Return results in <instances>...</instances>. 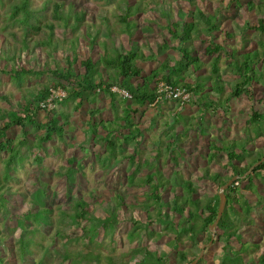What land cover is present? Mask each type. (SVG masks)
I'll use <instances>...</instances> for the list:
<instances>
[{
	"label": "trees",
	"instance_id": "trees-1",
	"mask_svg": "<svg viewBox=\"0 0 264 264\" xmlns=\"http://www.w3.org/2000/svg\"><path fill=\"white\" fill-rule=\"evenodd\" d=\"M183 1L194 7L188 12V20L167 24L165 29L170 39L158 45L155 43V51L150 48L149 54H145L134 35L141 32L142 26L140 29L139 26L147 20L140 21L141 16L155 17L159 12L164 16L159 11L164 9V5L159 6L157 2L152 3V6L142 0H120L114 9V23L109 24L107 17L101 15L106 22L97 24L95 31H92L93 25L86 24L84 11L77 10L73 5L65 8L63 0H55L50 6L47 2L42 11L45 13L49 9L48 19L36 26L29 22L28 0H10L5 4L7 11L0 14V40L4 45L3 48L0 47V77L12 79L14 84H17L19 99L0 95V101L10 106L8 110L0 109V161L3 164L0 169V207L3 210V221L15 224L20 234L16 239H11L15 252L11 249L12 246L0 248V264H8L6 261L9 253L14 254L13 261H19L21 264H101L99 254H94L89 249L71 253L67 246L70 248L82 241L88 244L93 241L94 229L88 231L85 227L91 221L99 222L104 234H108L109 230L117 225L128 224L130 229L127 231V238L137 239L138 242H148L165 236L166 240L169 239L166 246L172 251L171 256L176 261L174 263L191 264L199 256L202 246L210 241L208 228L216 220L218 189L235 177L236 181L224 192L226 205L215 228L218 233L215 231L212 243L223 244L218 264H264V248L259 252L260 250H256L258 245L253 244L254 231L248 234L244 231L258 230L250 213H255L258 218L264 215V201L251 202L248 198V195L255 194L259 182L264 181V145L255 149L250 140L244 138L224 140L220 143L208 140L205 143L208 151L205 155L206 165L195 179L212 184L214 189H208L209 192L201 197L198 196L196 183L180 175L178 157L169 158L173 165L170 178L155 168L154 172L151 169V172L137 178L143 168H149V160L134 163V156H123L126 147L131 143H139L143 136L139 127L133 123L134 117L143 113V109L150 106L158 108L162 103L161 101L154 105L158 97L157 86L161 83L173 88H185L192 95L187 106L202 110L203 115L210 111L214 114L217 110L229 115L231 100L244 95L253 101V85L264 88V20L259 19L256 23L249 19L244 21L239 34L249 32L263 38L256 43L259 50H241L245 47L230 49L228 58L231 69L225 78L218 65L221 54L226 52L225 43L214 37L215 31H218L217 13L205 15L199 6L195 5V0ZM231 3L234 5L233 11L242 10L241 0H231ZM1 5L3 3L0 0ZM244 9L248 14L264 15V0H248ZM26 12L25 19L17 17L18 13ZM42 17H45V14ZM58 24H62L61 28L71 36L77 33V36L69 41L68 49L63 42L60 45V61L64 66L57 64L54 57L60 43L55 39V27ZM16 27L20 28L18 33ZM82 27H85V33L81 35ZM225 35L226 40L233 39L232 34L225 32ZM194 41L206 45L204 54L211 59V70L205 76L191 80L187 77L188 74L195 75L204 68V64L193 55L191 46ZM36 49L44 52L45 59L53 65L51 69L48 65L45 69H33V61L29 58L24 60L31 50L34 52ZM172 52L180 57L171 60L169 53ZM79 55H83V59L79 60ZM152 62L156 63L157 67L150 74L144 75L139 64ZM39 77H48L49 81L37 90L30 89L31 79ZM23 85L28 88L21 89ZM113 89L127 93L130 98L120 99L118 93L112 92ZM57 90L65 93V101H54L53 109H48L46 102L51 91ZM95 98L105 99L112 119L99 120L101 111L89 110V131L87 130L85 141L88 143L94 139L100 145L103 154L96 155L95 158L104 170H109L114 164H123V161L128 164V169L124 171L127 172V185L130 188H146L143 201L134 200L135 202L128 203L124 195L111 191L102 206L104 216L95 217V203H88L85 194L79 196L71 192L76 175L80 173L79 167L75 165V158H71L68 159L65 172L57 173V176L65 181L64 204L67 208L62 209L58 205L53 210L52 205L44 200L47 197L44 188L46 185L41 182L26 204L25 211L19 215L9 211L7 206L11 185L17 184L14 168L22 164L23 153L33 148L37 154L41 151L47 152V144L53 137L59 141L63 140L66 132L71 129L70 115L64 111L65 106L71 103L72 110L78 113L85 104L93 102ZM42 115L45 117L43 121L40 120ZM178 120L182 132L175 129ZM202 120V114L196 117L177 115L170 127H163V134L178 132L184 136L189 131H194L205 139L206 132ZM245 128L247 132L264 139V113L252 110L247 117ZM11 129L17 131L14 139L7 137ZM100 132L103 135H99ZM163 134H160L161 137ZM32 136L34 141L29 146ZM167 141L166 152L184 156L182 149L177 147L181 142L179 138L178 143L168 139ZM157 142L155 156L160 157L164 144L161 139ZM52 151L54 154L59 153L57 147H52ZM116 155L121 158L118 159ZM219 160H225L222 168L229 170L227 176L210 171L209 167L217 164ZM35 161L40 164L38 155ZM260 161L262 162L258 164ZM168 195H171L170 199L165 197ZM143 209V218L132 215L133 211L141 213ZM70 223L76 224V227H83L84 224L82 235L74 234L71 228L73 225L70 226ZM153 225L159 226V233L150 230ZM203 234L207 235L204 240ZM44 238L49 239L48 245L43 244ZM233 241L237 244L236 247L232 245ZM208 249L209 247L204 250V254ZM133 251L136 252L131 256V260H135L134 264H164L168 261L169 255L151 252L143 246L134 248ZM71 255L75 258L72 259ZM105 258L106 264H114L111 257ZM204 260L202 258L197 264L203 263Z\"/></svg>",
	"mask_w": 264,
	"mask_h": 264
},
{
	"label": "rangeland",
	"instance_id": "rangeland-1",
	"mask_svg": "<svg viewBox=\"0 0 264 264\" xmlns=\"http://www.w3.org/2000/svg\"><path fill=\"white\" fill-rule=\"evenodd\" d=\"M10 0H1L3 3V7L0 6V14H3L7 11L5 4L9 3ZM20 1V0H16ZM28 10H29V22L34 26L43 24L47 21L49 14V9L44 13L42 8L46 6L48 2V6L55 0H28ZM65 1V8L68 5H73L77 8V10H82L86 13V24L93 25L92 31L96 30V25L100 23H104V19L101 15H105L107 17V22L114 23L115 18L113 15L115 14L114 9L118 6V1L120 0H63ZM144 3H148L152 5V3L157 2L159 6L164 5V9L160 10L163 13V17L156 13L155 17L150 15L141 16L139 19L143 21V23L139 26L141 27V32H137L134 35L135 40L142 45L145 54H149L150 48L152 51H155L156 45L161 44L165 40L170 39V35L166 31V25L171 22H182L188 20V12L194 7L187 3V1L183 0H142ZM248 0H241L242 2V10L233 11L234 5L231 3V0H195V5L199 6L202 13L205 15L217 13L218 18V31H215L214 37L219 42L225 43L226 52L221 54V59L219 62V70L225 75V78L228 76V72L230 71L229 66V58L228 54L230 49L232 48H243L241 50H259L256 46V43L262 40L263 37L256 36L255 34L249 32H242L239 34L240 28L243 26L244 21L249 19L253 23H256L259 19L264 20V15H260L257 13H246L244 6ZM140 2V1H139ZM143 3V2H142ZM195 6V7H196ZM27 10V11H28ZM45 17H42L44 16ZM27 12L18 13L17 17L19 19H25ZM28 22V23H29ZM29 23V24H30ZM30 24V25H31ZM62 24H58L55 27V39H57L60 43H58L57 51L55 54V60L57 64L64 66L61 58V50H62V42L65 44L67 48L70 45L72 37L68 34L69 32L65 29L61 28ZM20 31V28L16 27V33ZM82 35L85 33V27L80 29ZM68 32V33H67ZM226 33H230L233 35V39L226 40ZM203 37L206 39V35L203 34ZM102 38L104 35L102 34ZM156 43V45H155ZM243 43V45H242ZM83 42H81V45ZM80 45V43H79ZM173 45H176L173 43ZM0 47H4L2 45V41L0 40ZM192 50L194 51L193 55L197 56L201 63L204 64V68L201 72L195 73V75L188 74L187 77L191 80H194L199 77L205 76L206 73H209L211 70V59L207 58L204 54V49L206 45L198 41H194L192 46ZM68 49V48H67ZM78 53V52H77ZM84 54V53H83ZM163 55V54H162ZM174 55V56H173ZM44 52L40 49H36L34 52L29 53L28 57L24 60L33 61V69H45L46 66H49V69L53 67L52 63L47 61L44 57ZM94 56V55H92ZM173 56V57H172ZM79 60L83 59V55H79ZM95 57V56H94ZM169 57L171 60H176L180 56L179 54L169 53ZM4 65V64H3ZM23 65V64H21ZM55 66V63H54ZM139 67L144 71V75L150 74L152 70H154L157 66L156 63H148V64H139ZM8 68V67H7ZM30 68V67H29ZM49 81L48 77H39L37 79L32 78L29 84L30 89L37 90L44 86L45 83ZM17 84H14L12 79L0 77V95L9 96L14 100L19 99V91L16 87ZM27 85V84H26ZM23 85L21 89H27L28 87ZM254 90V100L250 101L244 95H242L239 99L230 101V112L229 115L224 114L221 110H217L214 114L210 111L203 115L204 112L201 113L202 110L197 109L194 106H187L184 108H179V105L172 102L166 101L162 102L158 108H154L152 106L143 109V113H140L138 116L136 115L133 119V123L136 124L139 129L142 131L143 136L138 141L139 143H131L126 147L123 153V156H134V163L139 161L144 162L146 159L149 160L148 164L149 168H143L139 176L145 175L151 169H157L161 171L164 176L167 178L171 177L173 172V165L169 158L178 157V168L180 170V175L185 178L196 183L198 196L201 197L205 193L209 192L208 189H214V186L206 181L197 180L195 177H198L202 168L205 167V155H207L208 151L206 149V142L208 140H212L214 142H222L224 140L229 139H248L250 140L251 145L254 146L255 149H259L264 145V139L262 137L258 138L252 132H247L245 128V123L247 117L251 114L252 110L259 111L264 113V88L259 85H253ZM58 92L64 93L61 90H57ZM112 92L117 93V90L113 89ZM120 95V94H119ZM123 96L120 95V99ZM63 99L61 102H64ZM10 106H8L5 102L0 101V109L8 110ZM64 107V106H63ZM62 107V108H63ZM101 111V114L98 115V119L102 121H108L112 119L111 111L108 107L107 102H105L104 98H95L93 102L85 104L80 112L76 113L72 110V104L69 103L65 106L64 111L69 113V127L63 138V140H58L56 137H53L50 143L47 144V152L41 151L37 154V151L33 148V150H28L23 153L22 164L14 168V175L17 184L11 185V193L9 195L7 206L8 210L14 214L19 215L23 211L26 210V204L29 199L32 198L33 193H35L36 189L42 183H45L47 197L44 198L46 202L52 205L53 210L58 205L65 209L66 201V187L64 178H60L57 176V173H64L67 166L68 159L75 158L76 167H79L80 173L76 175L72 186V193L78 194L79 196L87 195L86 201L88 203H95V217H103L102 206L108 200L109 194L111 191H116L125 196L126 202H132L134 200H138L139 202L143 201V193L146 188L143 187H132L130 188L127 185V177L126 169H128V164L123 161V164L111 165L109 170H104L98 162H96V155H102V150L100 145L93 139L90 142L86 143L85 138H87L86 133L89 131V125L87 123L88 120V111L95 110ZM202 114L203 120L202 123L205 126L206 138L202 139L199 134L197 135L194 131H189L186 135H180L178 132H182L181 123L178 120V124H175V129L178 132H165L163 134V127L168 125L169 127L174 123V120L177 115L181 116H189L196 117V115L200 116ZM41 121L45 120V117L42 115L40 118ZM68 127V128H69ZM99 135H103L102 132L98 133ZM160 134H163L161 137ZM17 136V131L15 129H11L7 133V137L10 139H14ZM183 136V137H182ZM34 137L30 138L29 146L34 141ZM179 138V141L177 142ZM164 144V148L159 156H155L157 140ZM168 140L177 142V147L182 149L184 156H178L177 153H168L166 152L165 145L168 143ZM35 143H33L34 145ZM33 147V146H32ZM52 147H57L59 153L54 154L52 151ZM39 156L40 164L38 165L35 161V157ZM118 159V155H116ZM1 159V157H0ZM217 161V164H212L209 168L211 172H218L223 176H227L230 172L229 170L223 169L225 160ZM2 161H0V169L2 167ZM131 170V169H130ZM129 170V171H130ZM132 172V171H130ZM130 172L128 174H130ZM151 172V171H150ZM138 179L136 180V182ZM16 189H19L17 191ZM170 199L171 195L165 196ZM248 198L251 202L260 200L264 201V181L259 182V186L255 194L248 195ZM44 201V202H45ZM135 202V201H134ZM146 209V208H145ZM2 208L0 207V238L2 241L0 242L2 247H10L12 246L13 238H17L20 234V230L16 228L15 224L7 223V221H3ZM144 209L141 213H137L133 211L132 215L143 218ZM250 217L254 220V226L258 230H250L245 229V233L248 234L250 231H254L253 244L258 245L259 248L256 250H260L261 252L264 248V215H260L259 218L255 215V213H250ZM144 221V220H142ZM145 222V221H144ZM73 225V226H71ZM76 224H71V228H73V233L76 235H82L83 227H76ZM3 226V228H2ZM75 226V227H74ZM88 231L94 229L93 241L88 244V242L79 243L77 245H72L70 249L71 253L76 251L85 252L87 249L93 251L94 254H99L101 256V264H106L107 256L111 257L114 261V264H134L131 260V256L135 255L136 252L133 251L134 248H138L140 246L146 247L151 252H158L168 256V261H165L164 264H175L172 258V251L168 250L166 243L169 241L166 240V237H157V240L150 241H140L137 239L129 240L127 238V231L130 229L128 224H120L117 225L112 230H109L108 234H104L100 223L91 221L87 226H85ZM255 228V229H256ZM150 230L155 233H159L160 228L157 225L151 226ZM216 231V230H215ZM218 233V231H216ZM154 237H156L154 235ZM207 235L203 234L202 239H206ZM44 245L49 244V239L45 240ZM14 245V244H13ZM232 245L235 247L237 244L233 241ZM187 246V244L185 245ZM223 247L222 243H216L211 245L204 254V262L201 264H218L221 259V249ZM60 248V245H59ZM11 249L14 248L13 246ZM253 249V247H252ZM67 251V247H66ZM17 254V252H16ZM9 256L6 263L13 264H21L19 261L14 260V254L9 253ZM72 259L75 257L72 256ZM78 260V259H77ZM131 261V262H129ZM83 264H94V263H83Z\"/></svg>",
	"mask_w": 264,
	"mask_h": 264
},
{
	"label": "built area",
	"instance_id": "built-area-1",
	"mask_svg": "<svg viewBox=\"0 0 264 264\" xmlns=\"http://www.w3.org/2000/svg\"><path fill=\"white\" fill-rule=\"evenodd\" d=\"M123 98L129 99L130 96L125 92H119ZM157 99L154 104L160 103L161 101H172L179 105V108H183L189 101L192 99V95L187 92L185 89L181 88H173L171 86H167L163 83L159 84L157 87ZM65 98V93H61L58 91H51L50 97L46 102V107L48 109H53V102L58 101L61 102Z\"/></svg>",
	"mask_w": 264,
	"mask_h": 264
},
{
	"label": "water",
	"instance_id": "water-1",
	"mask_svg": "<svg viewBox=\"0 0 264 264\" xmlns=\"http://www.w3.org/2000/svg\"><path fill=\"white\" fill-rule=\"evenodd\" d=\"M261 162L262 161H260L258 164H260ZM234 181H236V177L232 178L230 181H228V183L226 185L219 188V191H218L219 205H218L216 220L208 228V231L210 233V241L206 245L202 246L200 253H199V256L191 264H197L203 258L204 250L212 245V243L214 241V237H215V228L218 225V223L222 217V214H223V211H224L225 205H226V198H225L224 192L232 185V183Z\"/></svg>",
	"mask_w": 264,
	"mask_h": 264
},
{
	"label": "clouds",
	"instance_id": "clouds-1",
	"mask_svg": "<svg viewBox=\"0 0 264 264\" xmlns=\"http://www.w3.org/2000/svg\"><path fill=\"white\" fill-rule=\"evenodd\" d=\"M157 87H158V86H157ZM178 88H181V87H178ZM181 89H185V88H181ZM115 90H116V89H115ZM185 90H186V89H185ZM117 91H118V90H117ZM186 91H187V90H186ZM118 94H119V93H118ZM190 101H191V100H190ZM190 101H189V102H190ZM187 104H188V103H187ZM187 104H186V105H187ZM154 105H156V104H154ZM184 107H185V106H184ZM184 107H183V108H184ZM218 191H219V189H218Z\"/></svg>",
	"mask_w": 264,
	"mask_h": 264
},
{
	"label": "crops",
	"instance_id": "crops-1",
	"mask_svg": "<svg viewBox=\"0 0 264 264\" xmlns=\"http://www.w3.org/2000/svg\"><path fill=\"white\" fill-rule=\"evenodd\" d=\"M229 140H231V139H229Z\"/></svg>",
	"mask_w": 264,
	"mask_h": 264
}]
</instances>
